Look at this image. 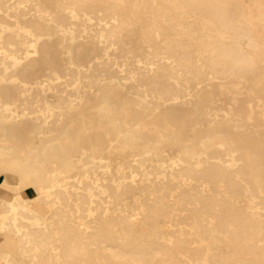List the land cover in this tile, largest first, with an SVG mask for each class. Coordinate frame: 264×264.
<instances>
[{"label":"bare ground","instance_id":"bare-ground-1","mask_svg":"<svg viewBox=\"0 0 264 264\" xmlns=\"http://www.w3.org/2000/svg\"><path fill=\"white\" fill-rule=\"evenodd\" d=\"M1 174L0 264H264V0H0Z\"/></svg>","mask_w":264,"mask_h":264},{"label":"rangeland","instance_id":"rangeland-1","mask_svg":"<svg viewBox=\"0 0 264 264\" xmlns=\"http://www.w3.org/2000/svg\"><path fill=\"white\" fill-rule=\"evenodd\" d=\"M99 171H101V169H99ZM4 177H3V174L0 175V183L3 181ZM69 181L71 182H74L75 181V178L74 177H70L69 178ZM9 183H11L12 185H16L18 184V179L16 177H12V178H9L8 180ZM0 188L4 189L5 192L8 194V199H12V198H15L16 196V191H14L13 189H10V188H5L3 187L2 185H0ZM18 192L22 193V194H30V199L31 201L34 202V205H39L41 207V204L40 202H37L35 199V197L37 196V191L35 190V188L33 186H27V187H23V188H20L18 190ZM41 210H45L44 208L41 209ZM47 214V213H46ZM4 236V234H0V239H2V237Z\"/></svg>","mask_w":264,"mask_h":264},{"label":"crops","instance_id":"crops-1","mask_svg":"<svg viewBox=\"0 0 264 264\" xmlns=\"http://www.w3.org/2000/svg\"><path fill=\"white\" fill-rule=\"evenodd\" d=\"M8 194L5 192L4 189L0 188V199L1 198H8Z\"/></svg>","mask_w":264,"mask_h":264}]
</instances>
